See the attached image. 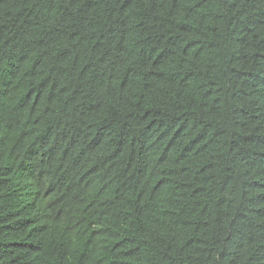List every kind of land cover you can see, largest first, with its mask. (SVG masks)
Wrapping results in <instances>:
<instances>
[{"label": "trees", "instance_id": "obj_1", "mask_svg": "<svg viewBox=\"0 0 264 264\" xmlns=\"http://www.w3.org/2000/svg\"><path fill=\"white\" fill-rule=\"evenodd\" d=\"M0 264H264V0H0Z\"/></svg>", "mask_w": 264, "mask_h": 264}]
</instances>
